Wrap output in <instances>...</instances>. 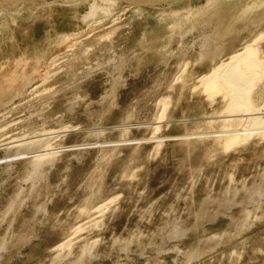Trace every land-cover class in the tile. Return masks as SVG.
Segmentation results:
<instances>
[{"label": "rangeland", "instance_id": "obj_1", "mask_svg": "<svg viewBox=\"0 0 264 264\" xmlns=\"http://www.w3.org/2000/svg\"><path fill=\"white\" fill-rule=\"evenodd\" d=\"M207 1L0 8V145L40 138L0 148V264H264V133L200 85L264 0Z\"/></svg>", "mask_w": 264, "mask_h": 264}, {"label": "bare ground", "instance_id": "obj_2", "mask_svg": "<svg viewBox=\"0 0 264 264\" xmlns=\"http://www.w3.org/2000/svg\"><path fill=\"white\" fill-rule=\"evenodd\" d=\"M21 1L24 2L25 0L24 1L23 0H0V8L11 9L12 7H15L17 3ZM101 1L104 2L107 6H105V8H98V5L95 3L92 6V12L88 15L86 21L94 17L98 13V11L102 12L107 17L113 15L116 9L120 7L121 3L126 4V5H131V6H136V5L149 6L153 4L157 5L160 3L161 4L166 3L169 1H173V0H101ZM222 1L229 2L230 0H209L207 1V3L209 2V4L206 5V8L204 7L205 9L202 8L203 10L201 9L202 10L201 12L190 11L192 12L191 14L186 13L187 21L185 20L186 21L185 24L188 22H192V24H194L193 20H195L196 18H199L197 16L213 11L215 7ZM137 7L134 8L135 13L142 15L143 10ZM255 8L254 7L247 8L245 12H241L244 14L243 16L240 13V15L243 16V18L241 19L236 18L233 21H230L231 22L230 26H234V24L236 25V23L240 21H244V20L250 21V19H253L251 15L254 14ZM256 22L259 23V21H256ZM228 27L229 26H227L226 30L229 31ZM231 29H233V27H231ZM218 36H221V34ZM263 41H264V33L260 34L257 38H255L253 42L245 45L242 50L231 55L228 61L216 66L208 75L203 77L200 81L201 87L205 89L215 88L220 93H223L224 99H227V100L229 99L228 107H229L231 114L225 117L227 120L239 117V115L238 116L235 115L234 112L245 108L244 113L241 114L240 118L243 119V125H246V126L243 128L242 127L239 128L240 131L237 129L236 131L229 130L228 132H226V136L230 137L229 140L231 144L238 142L237 140L239 139L241 141L242 138H243V141L245 142L246 140H248L251 136H254L255 134L264 133V98H260L259 100H256L255 98H256L257 93L255 92L256 93L255 94L253 90L257 82H260L262 80V77L264 76V50L260 49L262 48L261 42ZM263 87H264V84H263ZM30 139L32 140H29L27 144H24V143L28 139L26 140L21 139V140L14 141L8 144L0 145V148L8 147V149H13L15 147L21 146L22 144L32 145L30 143H38V141L40 142L39 136L30 138Z\"/></svg>", "mask_w": 264, "mask_h": 264}]
</instances>
